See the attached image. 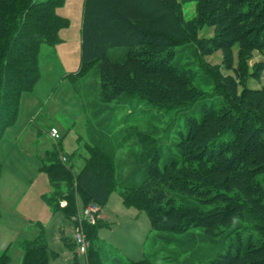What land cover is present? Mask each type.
Segmentation results:
<instances>
[{
  "label": "trees",
  "instance_id": "obj_1",
  "mask_svg": "<svg viewBox=\"0 0 264 264\" xmlns=\"http://www.w3.org/2000/svg\"><path fill=\"white\" fill-rule=\"evenodd\" d=\"M63 2L0 0V134L15 119L21 94L31 93L39 81L41 45L60 42L59 31L68 25L57 14ZM184 2H195L189 20L181 14ZM203 27L212 28L209 38L199 37ZM187 45L196 62L220 52L221 65L200 66L203 82L214 91L212 103L200 106L198 118L184 119L183 131L171 139L175 153L162 167L152 134L157 129L119 127L123 141L132 140L140 151L128 152L116 165L110 130L98 131L89 123L92 144L86 145L88 156L78 173L60 164V145L45 154L50 166L44 172L53 187L64 184L66 201L60 209L69 218L77 212L76 199L82 208L96 204L101 211L120 186L122 204L146 214L151 231L158 233L155 239L174 244L176 256L188 254L174 264H190L197 242L213 239L225 224L259 235L249 239L241 233L243 240L207 264H242L251 256L258 262L254 264H264V187L259 178L264 171V88H246L247 80L264 70L260 63L248 64L253 53L264 54V0H84L79 67L67 77H98L99 101L110 113L108 104H129L133 98L159 109L191 107L208 94L193 85L190 63L175 62V49ZM112 49L122 50L120 56L110 57ZM111 120L107 116L108 126ZM100 227V220L84 225L90 242L84 264H101L93 247ZM191 229L202 230L205 238ZM22 250V264H49V249L40 238L25 241ZM0 264H9L5 253Z\"/></svg>",
  "mask_w": 264,
  "mask_h": 264
},
{
  "label": "rangeland",
  "instance_id": "obj_2",
  "mask_svg": "<svg viewBox=\"0 0 264 264\" xmlns=\"http://www.w3.org/2000/svg\"><path fill=\"white\" fill-rule=\"evenodd\" d=\"M83 2L84 0H64L62 7L57 10V14L65 18L68 25L59 31L58 45H41L37 58L39 81L31 93L21 94L15 119L0 134V256L5 253L9 264H22V244L39 238L49 249V264H84L88 255L90 242L84 231L87 223L79 224L76 221L77 212L81 213L82 210L81 202L76 199L77 212L74 216H64L60 208L66 201L65 186L59 183L53 187L49 183L44 172V168L50 166L44 160L46 152L49 153L54 150V146L60 145V164L66 166L73 175L78 173L88 156L86 145L92 144L89 137L91 123L98 131L110 130L117 165L118 160L128 152L140 151L138 146L131 144L132 140L123 141L124 137L120 136L123 134L118 133L119 130L136 127L147 131V125H150L153 128L150 130L157 129L152 134L159 146V166L162 167L167 162L166 157L175 153L170 144L173 142L171 139L182 129L184 119L198 118L200 106L211 105L213 100L214 91L203 82L200 66L221 65L220 52H213L196 62L191 54L192 45H187L175 49V62L190 63L189 68L194 72L193 85L208 94L206 99L197 101L191 107L159 109L133 98L129 104H108L111 113L107 112L99 101L98 77L91 74L77 81H71L67 77L79 67ZM150 5L154 6L155 3L150 2ZM181 9L183 17L189 20L194 16L195 2L181 3ZM198 35L200 38H209L212 28L203 27ZM121 52L120 49H112L109 55L118 57ZM254 63L264 65V54L253 53L249 67ZM222 73L228 74L224 71ZM257 76L256 79L247 80L248 90L264 88V70ZM215 94L220 95L218 92ZM224 104L227 105V102L224 101ZM107 116H111V126L106 122ZM51 129L56 131L57 138L51 137ZM224 138L228 140L231 135ZM61 157L65 158L64 162ZM99 172L105 171L100 168ZM259 178L264 187V171ZM120 193L121 187L117 186L100 211L104 217L100 220L101 227L93 243L100 263L126 264L142 259L153 264L182 262L188 254L176 256L179 249L175 250L174 244L161 245L160 240L155 239L158 233L150 229L146 214L135 208L125 207ZM171 196L177 200L176 195ZM241 209L246 210L243 206ZM233 217H228L226 222H230ZM78 227L88 244L87 251L83 254H77L73 240ZM226 231L231 233L225 236ZM190 232L204 237L200 229H191ZM241 233L247 234L249 239L259 235L251 228L235 229L225 224L215 232L213 239L197 242L199 247L189 256L190 264H207L217 255L232 250V244L238 238L243 240ZM245 261H241L242 264L258 263L255 256Z\"/></svg>",
  "mask_w": 264,
  "mask_h": 264
},
{
  "label": "built area",
  "instance_id": "obj_3",
  "mask_svg": "<svg viewBox=\"0 0 264 264\" xmlns=\"http://www.w3.org/2000/svg\"><path fill=\"white\" fill-rule=\"evenodd\" d=\"M52 138H57L56 131L54 129L50 130ZM61 160L64 162L65 158L61 157ZM100 217V208L96 204H90L86 207H83L81 213H77L76 221L79 224L87 223L89 225H94ZM76 232L73 234L74 244L76 246L77 254H83L87 251V241L84 238V235L81 233V230L76 229Z\"/></svg>",
  "mask_w": 264,
  "mask_h": 264
},
{
  "label": "crops",
  "instance_id": "obj_4",
  "mask_svg": "<svg viewBox=\"0 0 264 264\" xmlns=\"http://www.w3.org/2000/svg\"><path fill=\"white\" fill-rule=\"evenodd\" d=\"M76 71H77V70H76ZM74 73H75V72H74ZM66 75H67V74H66ZM46 153H47V152H46ZM46 153H45V154H46ZM76 174H77V173H76ZM62 206H63V205H62ZM77 213H78V212H77ZM103 217H104V216H103L102 214H100V218H99V220L103 219Z\"/></svg>",
  "mask_w": 264,
  "mask_h": 264
}]
</instances>
